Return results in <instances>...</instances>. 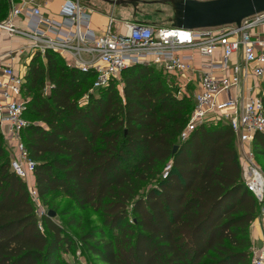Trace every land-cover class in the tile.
<instances>
[{"label":"trees","instance_id":"obj_1","mask_svg":"<svg viewBox=\"0 0 264 264\" xmlns=\"http://www.w3.org/2000/svg\"><path fill=\"white\" fill-rule=\"evenodd\" d=\"M8 6L0 0V22ZM93 81L53 51L32 55L22 138L39 198H68L100 224L75 238L38 218L0 130V264H65L78 240L98 264H249L260 206L244 185L230 126L206 122L179 143L193 86L177 97L154 65L123 70L121 90L111 80L90 92ZM252 146L264 172V133Z\"/></svg>","mask_w":264,"mask_h":264},{"label":"built area","instance_id":"obj_2","mask_svg":"<svg viewBox=\"0 0 264 264\" xmlns=\"http://www.w3.org/2000/svg\"><path fill=\"white\" fill-rule=\"evenodd\" d=\"M9 3V16L0 22V28L26 37L29 43L24 47L30 55L44 56L53 51L69 66L93 72L90 92L111 80H116L121 90L122 71L136 64L159 67L173 79L179 98L187 95L192 85L194 106L179 133V143L203 123L229 125L244 185L260 206L255 220L264 224V174L252 146L255 134L264 133V94L257 93L253 84L264 77V31L255 32L258 26L264 27V12L243 19L239 26L202 29L155 26L117 20L110 15L107 23L95 30L84 0H62L56 16L44 12L36 0ZM14 20L21 21L23 27H17ZM24 47L10 53L8 63H0V130L11 168L24 181L37 205L36 216L41 218L48 213L40 206L35 161L22 138L29 123L24 116L26 69L22 71L12 61L16 55L24 54ZM49 88L47 85L45 91ZM86 98L87 95L83 102ZM39 227L42 229L41 223ZM249 264H264V239L260 245L252 246Z\"/></svg>","mask_w":264,"mask_h":264},{"label":"rangeland","instance_id":"obj_3","mask_svg":"<svg viewBox=\"0 0 264 264\" xmlns=\"http://www.w3.org/2000/svg\"><path fill=\"white\" fill-rule=\"evenodd\" d=\"M84 5L90 9L101 12V18L104 25L107 23L109 19L108 16L111 14L113 8L112 14L113 17L117 20L139 21L155 26L171 27L170 18L172 16V9L171 6L166 3H156L148 5L139 3L136 9H134L131 5H113L101 0L86 1ZM8 12L9 9L7 11V14ZM27 63L28 61H25V65L24 63H21L20 68L22 71L26 69ZM192 92L193 89L189 92V94L192 95ZM234 143L236 144L235 136ZM261 170L263 172L262 167ZM39 202L41 208L44 209L47 213L49 211L53 212L54 216H52V218L54 219V221L61 226H64L70 233H72V236L75 238H79V236L86 232L88 229L96 227L100 224L99 216L95 211L91 209L83 211L75 209L71 200H69L68 198L60 196H48L46 200L42 201L40 199ZM35 206L37 207L36 204ZM254 222L256 223V220H254ZM261 235L258 239L257 237L256 239L254 238V243L250 233L252 246L260 245V243H262V240L264 239V231L261 232ZM62 257L65 261V264H98L94 259V256L88 251L87 247L79 240L68 253H63Z\"/></svg>","mask_w":264,"mask_h":264},{"label":"water","instance_id":"obj_4","mask_svg":"<svg viewBox=\"0 0 264 264\" xmlns=\"http://www.w3.org/2000/svg\"><path fill=\"white\" fill-rule=\"evenodd\" d=\"M90 1V0H84ZM113 5H131L134 9L139 3L169 4L172 9L171 26L187 29L219 27L228 24L239 26L249 16L264 12V0H101ZM178 145H174L172 153ZM48 216H54L48 212Z\"/></svg>","mask_w":264,"mask_h":264},{"label":"crops","instance_id":"obj_5","mask_svg":"<svg viewBox=\"0 0 264 264\" xmlns=\"http://www.w3.org/2000/svg\"><path fill=\"white\" fill-rule=\"evenodd\" d=\"M14 1H17V0H14ZM36 1L40 4V6L42 7L44 12L49 13L50 15L56 16L57 15V7H58L57 5H59V3L62 0H36ZM85 2L86 1H84V3ZM9 7H10V3L8 6V9H9ZM88 10L91 13V16H90L91 17V26L95 30H99L100 28H102L104 26V23L102 22V18H101V12L90 9V8H88ZM112 13H113V8H112L110 15H113ZM7 15L9 16V12ZM8 16L6 17V19L8 18ZM14 24L17 25V27H23V23L21 21L14 20ZM255 30H256L255 32H263L264 27H263V25H260ZM28 43H29V40L26 37H23L22 35H19L16 33H9L5 29L0 28V63L1 64L8 63L9 60H11V57L9 56V54L11 53L10 55H13L12 54L13 52H15L16 50H18V49H20L26 45H28ZM23 53L24 54H22L20 56L16 55L15 58L12 60L16 67L21 66V63H24L25 59H27L26 61L29 62L31 55H29L28 49L26 47L23 48ZM237 57H238V59H240L239 54ZM253 84L255 87V91L257 93H259L260 95H263L264 94V77L260 80L254 81ZM252 227H254V228H252ZM251 228H252V230H251ZM262 230L264 231V224L260 220H256V223L254 221L252 222V224L250 226V230H249V236L251 233V238H252L254 243H255L254 238L256 239V237H257V239H258L259 236L261 235V232H263ZM252 235H253V237H252Z\"/></svg>","mask_w":264,"mask_h":264},{"label":"flooded vegetation","instance_id":"obj_6","mask_svg":"<svg viewBox=\"0 0 264 264\" xmlns=\"http://www.w3.org/2000/svg\"><path fill=\"white\" fill-rule=\"evenodd\" d=\"M141 4H143V3H141ZM143 5H148V4H143Z\"/></svg>","mask_w":264,"mask_h":264}]
</instances>
